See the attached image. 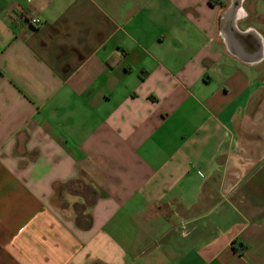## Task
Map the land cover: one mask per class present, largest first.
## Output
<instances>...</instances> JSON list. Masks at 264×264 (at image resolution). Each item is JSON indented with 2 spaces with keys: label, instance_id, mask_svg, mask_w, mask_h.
Listing matches in <instances>:
<instances>
[{
  "label": "crops",
  "instance_id": "1",
  "mask_svg": "<svg viewBox=\"0 0 264 264\" xmlns=\"http://www.w3.org/2000/svg\"><path fill=\"white\" fill-rule=\"evenodd\" d=\"M0 264H264V0H0Z\"/></svg>",
  "mask_w": 264,
  "mask_h": 264
},
{
  "label": "built area",
  "instance_id": "2",
  "mask_svg": "<svg viewBox=\"0 0 264 264\" xmlns=\"http://www.w3.org/2000/svg\"><path fill=\"white\" fill-rule=\"evenodd\" d=\"M25 19H26L30 24L35 25V26H37V25H39V24L42 23V20H41L39 17L35 16V15H29V14H26Z\"/></svg>",
  "mask_w": 264,
  "mask_h": 264
}]
</instances>
